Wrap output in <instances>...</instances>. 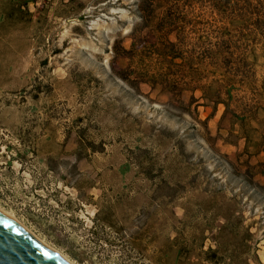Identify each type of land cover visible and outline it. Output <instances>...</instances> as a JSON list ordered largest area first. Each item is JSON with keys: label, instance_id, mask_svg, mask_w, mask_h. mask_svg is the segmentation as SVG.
<instances>
[{"label": "rangeland", "instance_id": "obj_1", "mask_svg": "<svg viewBox=\"0 0 264 264\" xmlns=\"http://www.w3.org/2000/svg\"><path fill=\"white\" fill-rule=\"evenodd\" d=\"M257 14L264 0H0V207L74 264H173L214 246L210 212L232 205L264 264Z\"/></svg>", "mask_w": 264, "mask_h": 264}, {"label": "trees", "instance_id": "obj_2", "mask_svg": "<svg viewBox=\"0 0 264 264\" xmlns=\"http://www.w3.org/2000/svg\"><path fill=\"white\" fill-rule=\"evenodd\" d=\"M23 5L28 6L31 2L38 0H19ZM142 10H148L150 6L158 4L161 0H140ZM261 19L263 14H257ZM258 17V18H259ZM168 41L169 59L175 60L179 58L174 54L178 49L177 42ZM168 57V56H167ZM212 218L207 220L204 227L200 248L205 246L206 240H212L214 246H210L206 250H202L197 254L196 261H192L193 255L182 256L177 255L173 264H252L257 261L254 255V233L251 226L246 224L243 214H238L232 205L224 212L214 208L211 210ZM210 233L206 235V233ZM163 264H165L163 262Z\"/></svg>", "mask_w": 264, "mask_h": 264}, {"label": "water", "instance_id": "obj_3", "mask_svg": "<svg viewBox=\"0 0 264 264\" xmlns=\"http://www.w3.org/2000/svg\"><path fill=\"white\" fill-rule=\"evenodd\" d=\"M0 264H70L0 211Z\"/></svg>", "mask_w": 264, "mask_h": 264}, {"label": "bare ground", "instance_id": "obj_4", "mask_svg": "<svg viewBox=\"0 0 264 264\" xmlns=\"http://www.w3.org/2000/svg\"><path fill=\"white\" fill-rule=\"evenodd\" d=\"M0 211L1 212H3V213H5L6 215H8V216H10V217H12V218H14L19 224H21V226L22 227H24L25 229H27L30 233H32L29 229H28V227L24 224V223H22L13 213H11V212H9V211H7V210H5V209H3V208H1L0 207ZM32 235L33 236H37L35 233H32ZM38 237V236H37ZM36 237V238H37ZM39 238V237H38ZM37 238V239H38ZM38 240H40L42 243H44L46 246H48L50 249H52L53 251H55V252H57L58 254H60L61 256H62V258H64L67 262H69L70 264H74V262H72L66 255H64L62 252H60L59 250H57L56 248H54V247H52V246H50L48 243H46L45 241H43V240H41V239H38Z\"/></svg>", "mask_w": 264, "mask_h": 264}]
</instances>
